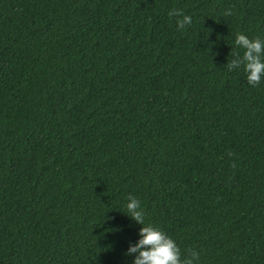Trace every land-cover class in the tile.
Wrapping results in <instances>:
<instances>
[{
	"label": "trees",
	"instance_id": "1",
	"mask_svg": "<svg viewBox=\"0 0 264 264\" xmlns=\"http://www.w3.org/2000/svg\"><path fill=\"white\" fill-rule=\"evenodd\" d=\"M241 32L264 40V0H0V264H131L130 196L182 258L264 264Z\"/></svg>",
	"mask_w": 264,
	"mask_h": 264
},
{
	"label": "clouds",
	"instance_id": "2",
	"mask_svg": "<svg viewBox=\"0 0 264 264\" xmlns=\"http://www.w3.org/2000/svg\"><path fill=\"white\" fill-rule=\"evenodd\" d=\"M168 14L178 17L177 25L181 28L192 23L190 15L185 14L180 18L178 9H171ZM235 43L241 46L243 54L229 62V70L242 65L247 82L253 85L259 83L264 78V40L249 38L241 32L236 34ZM125 207V212L141 225L135 243H130L124 250L126 256L131 255V264H196L198 253L195 250H188L191 257L182 258L181 249L174 238L154 224L145 223V214L138 199L130 196Z\"/></svg>",
	"mask_w": 264,
	"mask_h": 264
}]
</instances>
